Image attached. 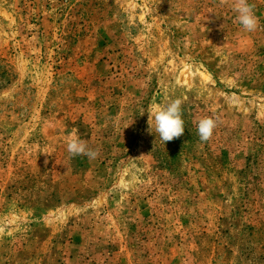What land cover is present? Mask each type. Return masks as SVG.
I'll return each mask as SVG.
<instances>
[{
  "label": "rangeland",
  "instance_id": "374dc122",
  "mask_svg": "<svg viewBox=\"0 0 264 264\" xmlns=\"http://www.w3.org/2000/svg\"><path fill=\"white\" fill-rule=\"evenodd\" d=\"M249 3L253 32L221 0H0V264H264ZM178 97L164 144L147 111ZM70 134L99 156L70 157Z\"/></svg>",
  "mask_w": 264,
  "mask_h": 264
},
{
  "label": "clouds",
  "instance_id": "9594fccd",
  "mask_svg": "<svg viewBox=\"0 0 264 264\" xmlns=\"http://www.w3.org/2000/svg\"><path fill=\"white\" fill-rule=\"evenodd\" d=\"M221 3L230 5L231 10L236 14L235 20L246 32H253L259 26V19L255 14L254 5L249 0H221ZM183 100L176 98L170 100L164 106L150 107L147 111L149 131L152 133L153 121L155 133H157L164 144L180 138L185 131L182 118ZM218 126V118L202 117L196 122L197 133L201 142L209 141ZM67 152L70 157L86 156L94 160L99 156V149L89 146L86 140L75 134H70L66 141ZM47 164V160L45 161Z\"/></svg>",
  "mask_w": 264,
  "mask_h": 264
}]
</instances>
